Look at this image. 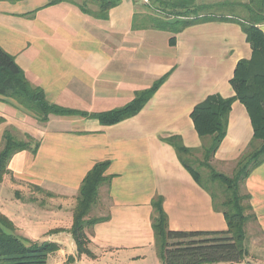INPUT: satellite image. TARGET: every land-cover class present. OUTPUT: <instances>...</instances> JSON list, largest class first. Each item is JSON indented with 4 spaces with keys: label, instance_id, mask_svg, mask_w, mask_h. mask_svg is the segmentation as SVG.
Here are the masks:
<instances>
[{
    "label": "crops",
    "instance_id": "crops-1",
    "mask_svg": "<svg viewBox=\"0 0 264 264\" xmlns=\"http://www.w3.org/2000/svg\"><path fill=\"white\" fill-rule=\"evenodd\" d=\"M49 3L0 0V46L49 103L107 112L170 75L137 116L112 126L80 116H51L39 124L24 110L0 101L5 120L0 142L8 127L22 140L28 134L40 142L36 154L23 151L11 159L0 185V212L13 223L15 234L59 244L47 264H67L77 254L69 233L76 197L86 175L101 162H109L106 176L111 181L100 189L90 217L109 219L87 231L94 257L82 255L75 264H163L152 227L158 197L170 230L226 231L225 217L215 211L210 194L164 139L176 136L187 148L202 146L191 113L210 95L235 96L230 80L238 62L252 56L241 27L194 25L170 46V33L143 28L142 11L133 0H122L107 20L83 14L69 2ZM252 138L247 109L237 101L214 163L220 168L234 164ZM24 187L41 189V203L35 197L27 201ZM245 188L264 233V163L250 174ZM254 258L249 255L243 263L264 264Z\"/></svg>",
    "mask_w": 264,
    "mask_h": 264
},
{
    "label": "trees",
    "instance_id": "trees-1",
    "mask_svg": "<svg viewBox=\"0 0 264 264\" xmlns=\"http://www.w3.org/2000/svg\"><path fill=\"white\" fill-rule=\"evenodd\" d=\"M12 2L20 0H10ZM146 14L141 19L143 28L163 31L172 35L170 46H175L176 35L185 29L210 22L234 23L241 27L252 49L250 59L238 62L230 84L235 92L231 98L218 94L208 96L195 106L191 113L195 130L202 146L187 148L179 137L164 139L171 145L183 167L196 183L207 191L215 211L221 212L227 222L226 231H173L168 227V217L163 208V198L153 201L155 244L163 264H217L243 263L249 250L246 245V228L257 222L251 200L245 188L250 174L264 163V0H246L236 3L209 4L200 0H148ZM69 2L83 14L98 20H107L109 12L122 0H50L49 5ZM231 6L240 7L244 15L215 13L214 10ZM150 13V14H149ZM167 74L158 79L149 89L139 91L124 107L101 113H86L71 110L47 101L44 91L33 86L15 58L0 46V101L13 104L36 120L45 123L51 116H80L98 120L103 126H112L137 116L168 79ZM245 106L249 114L253 138L247 150L234 162L233 177L216 172L212 164L215 155L226 137L229 114L235 102ZM5 120L0 117V125ZM13 127H8L2 136L0 147V185L9 173L11 159L23 151L36 154L40 142L30 135L20 139ZM109 162L96 164L84 178L73 211L71 234L77 254L69 257L67 264H75L82 255L94 257L89 249L91 243L87 231L109 217H90L97 205L99 191L111 181L106 176ZM196 166L198 168H196ZM200 168L209 171V181L218 183L221 195L209 188ZM39 189V188H37ZM41 191V189H39ZM13 223L0 212V264H47L49 256L60 250L55 242H32L16 234ZM57 232V231H56Z\"/></svg>",
    "mask_w": 264,
    "mask_h": 264
},
{
    "label": "rangeland",
    "instance_id": "rangeland-1",
    "mask_svg": "<svg viewBox=\"0 0 264 264\" xmlns=\"http://www.w3.org/2000/svg\"><path fill=\"white\" fill-rule=\"evenodd\" d=\"M77 1L79 3H81L83 0H77ZM133 1L135 4L137 3V9L139 8L142 11V15L146 14L145 6H146V4L149 5V1L147 3L144 2L143 0H133ZM243 1H246V0H200V2H206L209 4H220V3L232 4V3L243 2ZM235 8H238V9H233L231 6H227L225 8L214 10V12L227 15V14H231V11L234 10V11H232L233 13L244 15V12H242V9L240 7H235ZM38 123L41 124L42 122L39 121ZM1 145H2V141L0 142V147H1ZM212 166L216 172L225 174L228 177H233V173H234V169H235L236 165L231 164V165L223 166L220 168L219 164L216 165L215 163H213ZM196 168H198V167L196 166ZM199 172L203 175L204 180H205V182L208 183L209 188H211V190L217 192L218 195L220 196L221 195V192H220L221 189L219 188L218 183H212L209 181V171L205 168H200ZM24 188L25 189L23 191L24 192L23 194H25L27 201L28 200L30 201L29 198L35 197L36 198V199H34L35 202L41 203V192L35 191L34 188H30V189H28L27 187H24ZM1 195L5 196V195H7V192H2ZM246 233H247L246 245H247V248L249 250V253L251 252L249 255L250 256L253 255L254 257L258 258V260L259 259L264 260V233L259 230V228L255 222H251L248 224V226L246 228ZM35 242L40 243L41 241H35ZM256 258H254V259H256ZM256 262H258V261H256ZM217 264H245V263L241 262V263H217ZM261 264H263V263H261Z\"/></svg>",
    "mask_w": 264,
    "mask_h": 264
},
{
    "label": "built area",
    "instance_id": "built-area-1",
    "mask_svg": "<svg viewBox=\"0 0 264 264\" xmlns=\"http://www.w3.org/2000/svg\"><path fill=\"white\" fill-rule=\"evenodd\" d=\"M143 1L146 2V3L148 2V0H143Z\"/></svg>",
    "mask_w": 264,
    "mask_h": 264
}]
</instances>
